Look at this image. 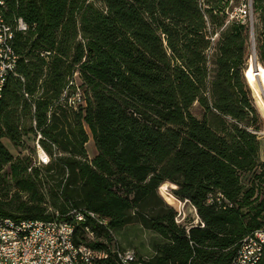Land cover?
Masks as SVG:
<instances>
[{"label":"trees","instance_id":"16d2710c","mask_svg":"<svg viewBox=\"0 0 264 264\" xmlns=\"http://www.w3.org/2000/svg\"><path fill=\"white\" fill-rule=\"evenodd\" d=\"M99 1L104 9L87 5L79 25L75 0H18L6 12L33 28L14 38L24 81L8 77L0 98V176L7 168L15 188L11 200L0 199V215L51 219L40 185L52 179L51 194L59 190L64 204L109 219L104 230L84 222L97 238L114 243L111 231L133 223L159 236L144 264H231L242 237L264 226L263 122L251 66L245 77L253 23L229 18L245 0ZM251 7L259 30L255 66L264 72V0ZM41 49L52 55L46 59ZM75 71L86 104L53 105L48 117ZM33 116L51 160L28 170L31 157H15L3 139L20 151L22 138L33 139ZM86 127L97 149L90 159ZM165 181L176 186L173 194ZM158 190L171 204L187 200L204 227L177 223ZM216 191L231 206L207 204ZM52 204L60 213L67 208ZM97 264L121 262L109 253ZM256 264H264V249Z\"/></svg>","mask_w":264,"mask_h":264},{"label":"built area","instance_id":"2783aa9c","mask_svg":"<svg viewBox=\"0 0 264 264\" xmlns=\"http://www.w3.org/2000/svg\"><path fill=\"white\" fill-rule=\"evenodd\" d=\"M17 2L18 0H0V98L8 77L16 76L24 81L23 77L17 73L20 54L15 49L14 38L16 33L25 34L33 27L20 16L13 17V20L7 18L6 12L10 4ZM39 54L47 59L52 55V52L41 49ZM73 76H78L77 71L74 72L71 80L49 107L48 117H50L53 105L59 104L76 110L86 104L85 94L80 89L79 84L73 81ZM23 96L30 100V95L24 91ZM31 105L34 113V103ZM30 126L35 133L32 139L33 155H29L31 156V164L28 170L32 167L45 166L51 160L50 154L42 147L41 140L44 137L37 129L34 116L30 120ZM21 141L23 144V140ZM87 157L90 158V156ZM206 203L223 208L231 206V203L220 191L207 196ZM191 209L193 219L186 226V229L192 226L204 227V222L198 217L193 205H191ZM81 211L95 212L70 204L64 213H60L58 210H50L53 214L51 219H15L3 215V222H0V260H2V264H97L93 258V250L95 249L91 245L93 238L84 231V224L86 223H77V216ZM96 216L98 224H101L104 230V224L109 222V219L100 216L98 213ZM16 227H26L27 237L16 235ZM78 231L83 232L85 241L79 238ZM104 244L106 248L102 247V257H107L111 253L117 260H120L121 264H144V258L139 257L137 253L136 255L122 253L119 245L111 243L108 236L104 237ZM263 249L264 226L254 229L242 237L231 264H256Z\"/></svg>","mask_w":264,"mask_h":264},{"label":"rangeland","instance_id":"374dc122","mask_svg":"<svg viewBox=\"0 0 264 264\" xmlns=\"http://www.w3.org/2000/svg\"><path fill=\"white\" fill-rule=\"evenodd\" d=\"M230 3L231 1L229 2V5ZM89 4H93L95 7L104 9L103 5L101 4L99 0H75L74 17H75L77 25H79V22H80L79 19H80L81 12ZM232 17H235V18L241 17V18L246 19L248 22L251 19L253 23L254 38L253 40L252 38L249 39V43H248V49H247V53H248L247 54V64L248 65L245 70V77H247V72L250 68L249 66H251L252 70H249V78L252 83L250 84V89H251L254 103L262 117L263 129L260 132V139H261L260 153L262 156H264V73H263V70L261 69L257 70L255 66L256 61H257L256 50H255V45H256L255 38L257 37L259 30H257L256 25H255L256 20H255V15L253 14V9L251 7V0H247V1L245 0L242 3L240 2L237 5H235L232 8V10L229 12V18H232ZM255 70H257V73H255ZM72 79L75 83L80 84V79L78 78V76L77 77L73 76ZM85 89H86L85 91H88V93L90 92L88 88H85ZM258 101L261 106L258 104ZM191 111L197 117L201 116V111L197 106H193ZM86 131L88 132L89 138L85 144V149H86L87 156H90V158H92L96 154L97 149L92 140L90 130L87 127H86ZM22 140H23V145L20 147L21 149L20 151L7 138L3 139V143L15 157H17L19 154L22 155L23 153H25L26 155H33L31 136L30 135L25 136L24 138H22ZM6 170L7 168H4L3 174L0 176V199L4 201L11 200V195L13 191L15 190L12 180L9 178V175H7ZM163 184L171 193H172L171 189L176 187L173 183L169 181H165ZM54 185H55V181L52 179H50L49 181H44L40 185L41 187L40 189L44 192L45 205L47 206V211H50V210L59 211V208L52 204L53 199L56 200V203L58 205L61 203L65 205L66 207L70 205V203L64 204L63 201H61V197H60L61 193L59 190L56 191L57 193L56 196H53L51 194V189L52 187H54ZM161 196L164 199V201L168 203L170 206H172L174 210L176 211L175 221L177 223L187 226L192 221L193 213H192L191 207H189L190 204L188 201L183 203V201L181 200L182 204L179 207H175V205L168 202V200H166L163 195ZM23 198H25V196H23ZM107 226H108V223H107ZM115 232L116 234L114 233V231H111L112 236L115 242L117 241L116 244L119 245V247L121 248V251L133 250L135 253H137L139 257H143L144 259L149 257L150 254L154 252L156 242L161 241V238L157 236L155 233H153L151 230H148L140 226L139 224H135V223L125 225L122 228L120 234H118V229H116ZM95 238H97L96 235H95ZM97 239L98 240H95V241H104V239H101V238H97Z\"/></svg>","mask_w":264,"mask_h":264},{"label":"bare ground","instance_id":"6f19581e","mask_svg":"<svg viewBox=\"0 0 264 264\" xmlns=\"http://www.w3.org/2000/svg\"><path fill=\"white\" fill-rule=\"evenodd\" d=\"M184 202H186V200H184L183 203ZM181 204H182V202L178 201L174 205H175V207H179ZM88 220L93 221L94 223L98 224L97 216L94 212H91V211L83 212V211H81V213L78 214V216H77V223H84V222H87ZM0 222H3V216L2 215H0ZM99 225H101V224H99ZM104 226L107 227V222H105ZM85 231L89 235H91V237L93 238V241L98 240L97 238H95V234L90 227L86 228ZM16 235H19V237H27L26 227H16ZM113 241L116 244L117 241L115 242L114 238H113ZM102 242H104V241H102ZM121 252L126 253V255H136V253L133 250H125V251H121ZM93 258H95V263H97L98 260L102 259L103 258L102 257V250L94 249L93 250ZM0 264H2V260H0Z\"/></svg>","mask_w":264,"mask_h":264},{"label":"crops","instance_id":"0c3cea01","mask_svg":"<svg viewBox=\"0 0 264 264\" xmlns=\"http://www.w3.org/2000/svg\"><path fill=\"white\" fill-rule=\"evenodd\" d=\"M264 73V72H263ZM261 154V153H260ZM262 158H264V156L261 155ZM190 204V203H189ZM190 207H191V204H190ZM192 210V209H191ZM151 255V254H150ZM143 258V257H142Z\"/></svg>","mask_w":264,"mask_h":264}]
</instances>
